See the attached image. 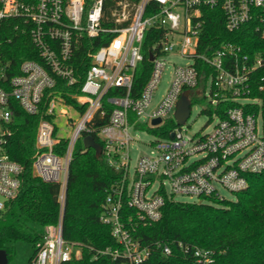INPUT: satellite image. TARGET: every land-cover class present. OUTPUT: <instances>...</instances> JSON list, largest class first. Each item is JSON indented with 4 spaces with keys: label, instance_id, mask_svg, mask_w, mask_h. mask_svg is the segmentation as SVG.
Masks as SVG:
<instances>
[{
    "label": "built area",
    "instance_id": "2783aa9c",
    "mask_svg": "<svg viewBox=\"0 0 264 264\" xmlns=\"http://www.w3.org/2000/svg\"><path fill=\"white\" fill-rule=\"evenodd\" d=\"M103 3L104 0H90L89 5L86 0H0V211L15 199L22 183L23 168L11 159L7 149L13 134L14 101L30 115L44 112L45 119L38 126L36 146L40 152L33 161V172L47 183L61 185L60 220L57 225L45 227L31 264H60L82 256V248L63 237L65 192L74 144L82 135H91L96 117L106 118L105 103L111 112L106 125L97 131L104 144L101 156L121 173V180L108 193L100 221L111 227L123 249L100 250L93 259L111 255L128 259L130 264H146L148 249L141 247L124 226L125 201L140 218L154 222L160 220L167 201L176 202L178 196L224 199L219 188L236 195L248 187L249 176L264 170V52L247 54L241 45L231 42L210 54L197 51L205 7L223 11L231 32L255 23V32L264 40V0H140L134 6L128 0H119L110 19L104 18ZM152 29H161L164 35L157 43L158 50L150 53L154 58L152 76L139 98L134 99V75L143 61L144 37ZM19 33L30 38L40 60L24 59L16 70L5 60L4 45ZM104 34L110 39L89 54L91 64L79 87L80 95L75 98L76 106L67 104L55 90L56 77L68 86L77 83L72 61L75 51L85 45L87 38ZM172 52L191 62L174 68L167 95L151 111L154 91L166 66L165 57ZM198 60L216 74L210 75L207 87L208 108L214 109L212 114L218 122L208 134L189 137L179 126L171 139L152 142L154 153L142 155L131 176L130 146L135 140L131 128L144 125L154 130L174 119L181 95L199 83ZM111 89L124 94L106 98ZM229 100L242 106L226 109L221 118L215 107ZM61 118H67L65 126L74 127L71 138H61L56 132ZM157 118L161 122L152 125ZM61 139L68 140L64 154L55 150ZM164 252L169 254L170 249L165 247ZM194 256L202 263L212 261L210 253L201 248L195 249Z\"/></svg>",
    "mask_w": 264,
    "mask_h": 264
},
{
    "label": "trees",
    "instance_id": "16d2710c",
    "mask_svg": "<svg viewBox=\"0 0 264 264\" xmlns=\"http://www.w3.org/2000/svg\"><path fill=\"white\" fill-rule=\"evenodd\" d=\"M118 1L104 0L105 19L112 17ZM128 1L134 6L140 0ZM86 2L89 5L90 0ZM202 21L204 28L199 39L198 53L210 54L228 42L241 45L247 54L264 52V40L255 32V23L244 24L239 30L231 32L227 29L224 12L210 7L203 8ZM107 23L105 25L108 26ZM163 35V30L152 29L144 37L141 49L143 61L135 72L131 91L134 99L139 98L152 76L153 63L149 55L158 50L157 43ZM109 39L107 34L87 38L85 45L75 51L72 61L77 83L68 86L64 80L56 77L55 90L67 104L76 106L75 98L80 95L79 87L91 64L89 54L108 44ZM4 46L7 54L5 60L11 62V68L15 66L16 70L24 59L40 60L38 50L30 38L21 33L13 35L12 41ZM196 64L199 83L196 88L186 90L190 102L198 98L201 90H206L210 75L216 76L208 64L200 60ZM122 94L123 91L111 89L106 98ZM257 94L255 89L254 95ZM105 105L106 118L96 117L90 132L102 147L104 144L97 131L106 125L111 112V107ZM241 106L229 100L219 103L215 112L223 118L226 109ZM253 109L257 110L258 107ZM213 111L208 108L206 112L213 116ZM14 113L11 127L13 134L7 149L11 159L23 168L20 178L22 183L15 199L8 201L5 209L0 211V250L6 251L8 264H31L44 238L45 227L57 225L60 220L58 195L61 185L47 183L33 172V161L40 152L36 146L38 126L45 119L44 112L30 115L14 101ZM262 117L264 134V109ZM140 126L156 137L154 142L158 139H171V133L179 127L172 119L154 130ZM85 137V134L82 135L74 144L62 215L63 237L68 243L79 245L82 256L60 264H130L128 259L113 258L111 255H98L93 259L97 251L123 249L113 236L111 227L100 221L102 206L112 187L121 180V173L112 168L103 156L97 157L93 148L86 149L83 144ZM68 146V140L61 139L55 150L64 154ZM161 211L160 220L153 222L140 218L138 212L129 207L126 201L122 207L125 228L141 247L149 251L146 264H264V170L249 176L248 187L236 194L235 200L213 196L193 203L167 201ZM18 244H27L32 250L24 263L16 262ZM165 247L170 249L169 254L164 252ZM196 248L208 251L212 261H197L194 256Z\"/></svg>",
    "mask_w": 264,
    "mask_h": 264
},
{
    "label": "rangeland",
    "instance_id": "374dc122",
    "mask_svg": "<svg viewBox=\"0 0 264 264\" xmlns=\"http://www.w3.org/2000/svg\"><path fill=\"white\" fill-rule=\"evenodd\" d=\"M166 66L162 73V78L157 85L156 90L154 91L153 99L150 104L149 109L152 111L154 110L157 105L165 98L167 95V91L170 87V84L173 79V71L175 67H186L191 62V59L183 58L178 55L176 52H172V54H168L165 57ZM210 88L207 87L205 91L201 90L197 99H192L191 102V114L188 120L182 125L183 132L191 137H197L200 135L208 134L213 130L218 119L215 116L207 114V109L210 106ZM74 114L73 119H77L76 114ZM175 121V118L173 119ZM67 118H61L58 120L59 126V137L61 138H71L74 127L72 126H65ZM142 122H145L142 120ZM176 123V121H175ZM177 124V123H176ZM180 126V125H179ZM131 133L134 136V141L131 142L130 146V175L132 176L133 171L138 163V159L142 155H152L154 153V149L152 146V142L156 140V137L147 131L145 128H131ZM218 191L225 197L231 200L236 199V195L225 191L221 188ZM178 201L184 203H193L199 202L200 199L197 197H186V196H178L176 197ZM18 255L16 262L17 263H24L27 258L31 255V248L27 244H18Z\"/></svg>",
    "mask_w": 264,
    "mask_h": 264
},
{
    "label": "water",
    "instance_id": "95a60500",
    "mask_svg": "<svg viewBox=\"0 0 264 264\" xmlns=\"http://www.w3.org/2000/svg\"><path fill=\"white\" fill-rule=\"evenodd\" d=\"M150 61H153V55H149ZM175 114L174 118L177 125L182 126L190 117L191 108H190V99L189 93L184 92L180 99L178 100L176 107H175ZM161 122L160 118H157L152 121V125L156 126L158 123ZM83 144L85 145L86 149L93 148L95 150V154L97 157H101L102 155V146L99 145L92 135L86 136L83 140ZM0 264H8V257L5 250H0Z\"/></svg>",
    "mask_w": 264,
    "mask_h": 264
}]
</instances>
